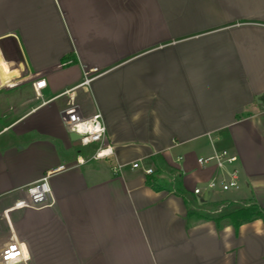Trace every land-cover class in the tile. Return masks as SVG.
I'll return each mask as SVG.
<instances>
[{
  "label": "crops",
  "instance_id": "0c3cea01",
  "mask_svg": "<svg viewBox=\"0 0 264 264\" xmlns=\"http://www.w3.org/2000/svg\"><path fill=\"white\" fill-rule=\"evenodd\" d=\"M70 97L113 154L72 139ZM215 148L243 182L208 194L243 204L216 217L189 209ZM47 173L54 203L9 214L26 264H264V0H0V251L2 210Z\"/></svg>",
  "mask_w": 264,
  "mask_h": 264
},
{
  "label": "built area",
  "instance_id": "2783aa9c",
  "mask_svg": "<svg viewBox=\"0 0 264 264\" xmlns=\"http://www.w3.org/2000/svg\"><path fill=\"white\" fill-rule=\"evenodd\" d=\"M86 81L85 79L84 82ZM32 85L34 91L38 94V91L45 86V82L43 79H40L34 81ZM61 118L68 131L77 135L75 140L81 147L92 148L89 158L99 159L113 154V147L106 135L100 113L96 112L87 117L83 116L79 107L70 97L61 112ZM76 162L82 164L85 162V158L82 155H77ZM196 163L201 168L212 167L215 171L212 177L192 189L193 194L197 198L203 197L206 190H210L211 192H234L241 188L243 182L240 177L239 158L228 149L215 148L208 154L198 156ZM140 166L138 161L131 163L132 168ZM120 167V164H116L113 167V172L119 171ZM142 169L147 175L155 174V170L152 167H142ZM48 175L49 173L27 185L25 187L26 197L14 200L11 205L2 210L1 214L6 219L11 231L13 230L9 219L11 211L21 208L41 209L54 203V197L48 183ZM24 245L12 231L8 237V242L0 251V263L26 264L29 255Z\"/></svg>",
  "mask_w": 264,
  "mask_h": 264
},
{
  "label": "rangeland",
  "instance_id": "374dc122",
  "mask_svg": "<svg viewBox=\"0 0 264 264\" xmlns=\"http://www.w3.org/2000/svg\"><path fill=\"white\" fill-rule=\"evenodd\" d=\"M209 193H211L210 190L204 191L205 198L208 197ZM240 201V198H235V200H233L228 198L227 194L219 193L208 197L204 203H199L198 199L194 198L193 200L189 201V209L194 210L196 213H202L204 215L216 217L217 215L221 214V208H226L225 211H227L231 207L234 208L236 206H242L243 204ZM191 204H194L195 206H192Z\"/></svg>",
  "mask_w": 264,
  "mask_h": 264
},
{
  "label": "trees",
  "instance_id": "16d2710c",
  "mask_svg": "<svg viewBox=\"0 0 264 264\" xmlns=\"http://www.w3.org/2000/svg\"><path fill=\"white\" fill-rule=\"evenodd\" d=\"M148 180L151 183V178H148ZM152 186L157 187L155 184H152ZM258 214L259 211H257L254 207L250 206L239 208L232 212H229L223 215V218L229 219L235 227H238V225L243 221L249 220Z\"/></svg>",
  "mask_w": 264,
  "mask_h": 264
},
{
  "label": "water",
  "instance_id": "95a60500",
  "mask_svg": "<svg viewBox=\"0 0 264 264\" xmlns=\"http://www.w3.org/2000/svg\"><path fill=\"white\" fill-rule=\"evenodd\" d=\"M72 139H76L77 138V135L76 134H74V133H72Z\"/></svg>",
  "mask_w": 264,
  "mask_h": 264
}]
</instances>
